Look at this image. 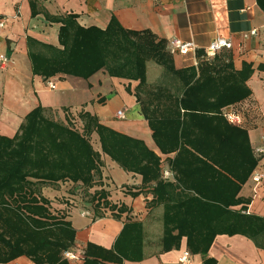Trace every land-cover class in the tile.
<instances>
[{
	"label": "trees",
	"instance_id": "obj_1",
	"mask_svg": "<svg viewBox=\"0 0 264 264\" xmlns=\"http://www.w3.org/2000/svg\"><path fill=\"white\" fill-rule=\"evenodd\" d=\"M257 3L264 11V0ZM77 19L76 14L58 19L62 48L28 39L34 75L88 79L104 69L112 77L137 81L135 95L160 150L177 152L171 161L177 182L163 179L161 157L142 140L103 125L89 112L80 114L82 123L77 125L70 119H53L38 106L26 116L15 137L0 135V264L22 256L35 264H71L65 252L75 245L76 229L42 195L45 185L68 182L71 192L80 186L83 197L74 200H85L99 213L103 205L117 208L103 189L92 191L102 178L101 153L91 142L94 133L104 154L126 171L142 175L144 184L156 182L152 204L164 207L161 252L179 249L186 238L190 253L204 255L203 264H215L207 255L220 234H243L264 248V218L244 212L245 206L232 209L247 201L238 194L258 159L246 130L230 124L224 110L251 95L247 85L253 73L251 64L236 70L228 53L225 59L216 57L215 62L198 69H177L167 41L152 31L126 29L115 17L106 29L83 27ZM34 45L39 49L34 50ZM151 62L163 68L171 82L159 84L146 103L141 92L148 83ZM166 97L169 108H163ZM154 100L157 105L150 112ZM182 160L195 166L186 180L189 175L202 179L197 183L190 179L187 184L185 172L178 167ZM73 206L70 202L65 209ZM145 257V226L129 220L111 249L90 242L82 264H120Z\"/></svg>",
	"mask_w": 264,
	"mask_h": 264
},
{
	"label": "crops",
	"instance_id": "obj_2",
	"mask_svg": "<svg viewBox=\"0 0 264 264\" xmlns=\"http://www.w3.org/2000/svg\"><path fill=\"white\" fill-rule=\"evenodd\" d=\"M70 14L78 15V23L83 27L106 29L115 17L126 29L152 31L159 39L167 41V50L177 69L192 66L198 69L215 62L216 57L225 59L228 53L232 55L236 70H241L245 63L251 64L253 73L247 81L251 95L238 105L224 108L240 114V123L225 119L246 130L253 156L258 159L238 194L247 201L232 209L240 210L245 206L244 212L264 218V153L257 152L258 148H264V11L257 0H0V135L15 137L26 116L38 106L44 107L50 116L64 122L70 119L77 125L82 123L80 114L89 112L103 125L142 140L161 157L163 179L176 183L177 175L171 161L177 152L162 153L160 150L135 95L137 81L112 77L104 69L88 79L66 74L48 79L34 75L29 56L32 44L28 39L62 48L59 38L62 23L58 19ZM253 30L257 31L255 35L250 34ZM246 34L250 35L246 37ZM217 37L230 39L233 47L208 58L205 49ZM174 38L194 41L199 48L186 55L173 53L170 41ZM33 49L37 50L39 46L34 45ZM1 56L8 61H2ZM49 81L56 84L55 89L48 86ZM166 99L163 108H169ZM156 102L150 104V112ZM120 110L126 118L117 116ZM92 136L97 138L95 149L102 158V178L92 191L103 189L106 198L117 208L111 210L103 205L100 208L103 217H99V212L89 203L74 200L79 197L68 190V182L42 188V195L48 197L76 229L75 245L70 250L78 254L79 259L69 260L70 263H83L84 250L90 242L111 249L124 224L134 220L145 226L146 257L120 264H182L180 258L185 252L190 257L187 264H203L205 256L190 253L186 238L179 249L160 251L164 207L152 204L156 182L144 184L142 175L126 171L104 154L99 136L96 133ZM178 167L185 172L187 184L202 179L189 175L186 180V175L195 166L185 160L179 162ZM257 175L263 176L259 183L255 181ZM68 202L75 203L69 211L65 209ZM121 207L125 210L120 211ZM85 209L90 210L91 215H84ZM207 256L215 259V264H264V248L243 234L217 235ZM6 264L35 263L22 256Z\"/></svg>",
	"mask_w": 264,
	"mask_h": 264
},
{
	"label": "built area",
	"instance_id": "obj_3",
	"mask_svg": "<svg viewBox=\"0 0 264 264\" xmlns=\"http://www.w3.org/2000/svg\"><path fill=\"white\" fill-rule=\"evenodd\" d=\"M256 33L257 31L253 30L250 34L255 35ZM250 34H246L245 36L248 37ZM170 45H171V51L173 53H179L181 55H186L190 52H196L199 48L196 42L184 41L179 38L172 39L170 41ZM232 47H233V43L230 39L223 38V37H217L206 47L205 54L208 58H214L220 50L225 49V48L230 49ZM1 60L4 62L8 61V59L4 56H1ZM48 86L52 89L56 88V84L51 81L48 82ZM117 116L122 119L126 118V115L123 110L118 111ZM225 117L232 123H240L241 121V116L238 112H232V111L226 112ZM257 152L260 154L264 153V148H258ZM262 177H263L262 175L255 176V181L257 183L261 182ZM83 214L91 215V212L90 210L85 209L83 211ZM65 257L70 261L79 259V255L76 254L72 250H68L67 252H65ZM180 262L182 264H187L190 262V257H189L188 252L184 253V255L180 258Z\"/></svg>",
	"mask_w": 264,
	"mask_h": 264
},
{
	"label": "rangeland",
	"instance_id": "obj_4",
	"mask_svg": "<svg viewBox=\"0 0 264 264\" xmlns=\"http://www.w3.org/2000/svg\"><path fill=\"white\" fill-rule=\"evenodd\" d=\"M148 67H149L148 83H147L146 87L144 88V92L143 91L141 92L142 98L147 101L146 103H149L150 100L153 99V95L157 91V89L159 88V86H158L159 84L163 85L165 83L166 85H168L167 82L168 83L171 82V79H170L171 77L168 76V74L164 71L163 68H161V67L159 68L158 66H156V64L154 62L149 63ZM50 117H52L53 119H56V120H60L58 117H56L54 115H52ZM91 142H92L94 148H97V146H98L97 138L91 136ZM80 189H81V187L79 186V187L74 188V190H72V192L75 195H77L79 198L83 197V194L80 191ZM82 202L86 203L85 200H83Z\"/></svg>",
	"mask_w": 264,
	"mask_h": 264
}]
</instances>
